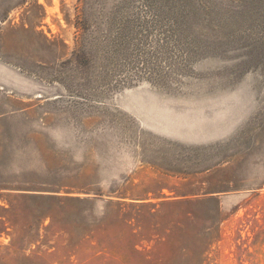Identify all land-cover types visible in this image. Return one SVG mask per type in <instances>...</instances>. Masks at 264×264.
<instances>
[{"label":"rangeland","instance_id":"1","mask_svg":"<svg viewBox=\"0 0 264 264\" xmlns=\"http://www.w3.org/2000/svg\"><path fill=\"white\" fill-rule=\"evenodd\" d=\"M0 264H264V0H0Z\"/></svg>","mask_w":264,"mask_h":264}]
</instances>
